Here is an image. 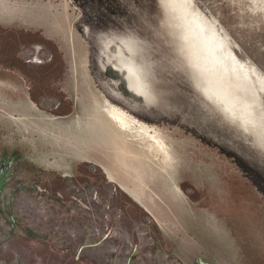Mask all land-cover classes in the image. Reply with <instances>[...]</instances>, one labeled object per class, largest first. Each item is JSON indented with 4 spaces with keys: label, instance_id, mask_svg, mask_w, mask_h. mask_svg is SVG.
<instances>
[{
    "label": "water",
    "instance_id": "95a60500",
    "mask_svg": "<svg viewBox=\"0 0 264 264\" xmlns=\"http://www.w3.org/2000/svg\"><path fill=\"white\" fill-rule=\"evenodd\" d=\"M0 166L179 264H264V0H0Z\"/></svg>",
    "mask_w": 264,
    "mask_h": 264
},
{
    "label": "rangeland",
    "instance_id": "374dc122",
    "mask_svg": "<svg viewBox=\"0 0 264 264\" xmlns=\"http://www.w3.org/2000/svg\"><path fill=\"white\" fill-rule=\"evenodd\" d=\"M5 170L0 264H179L104 210Z\"/></svg>",
    "mask_w": 264,
    "mask_h": 264
},
{
    "label": "flooded vegetation",
    "instance_id": "af4514ba",
    "mask_svg": "<svg viewBox=\"0 0 264 264\" xmlns=\"http://www.w3.org/2000/svg\"><path fill=\"white\" fill-rule=\"evenodd\" d=\"M2 171H5V169L1 170L0 173H1ZM5 183H6V181H5ZM5 183H4V185H5ZM3 187H4V186H3Z\"/></svg>",
    "mask_w": 264,
    "mask_h": 264
}]
</instances>
